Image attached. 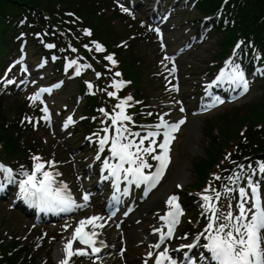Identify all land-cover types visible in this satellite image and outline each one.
Here are the masks:
<instances>
[{"label": "snow or ice", "instance_id": "6c2138e0", "mask_svg": "<svg viewBox=\"0 0 264 264\" xmlns=\"http://www.w3.org/2000/svg\"><path fill=\"white\" fill-rule=\"evenodd\" d=\"M86 34L91 35L90 32ZM48 47H53V45H48ZM96 49L97 51H104L103 47L99 44H96ZM106 59L110 60L113 64L116 63L112 56H108ZM166 59L171 58L166 57ZM76 63L77 61H72L68 66L71 67ZM83 67L91 66L85 65ZM76 74H80L79 67L77 68ZM116 75L119 76L120 73L117 72ZM225 78L232 83L238 84V86L242 85L244 91H247L248 84L242 72L236 69H233L231 73L222 72L218 77V81ZM14 82L15 81L12 80L7 81L9 84ZM122 86L123 82H115L112 85V87L116 89ZM91 87L92 85L89 84V88ZM208 87L210 88L211 85ZM47 91L50 90L41 89L39 93L30 97V99L35 102L40 99L41 93ZM108 95L115 96L116 93L110 92ZM131 99L132 97H128L126 100L116 105L117 108H120V112L111 117L113 125H117L118 122L120 124V126L115 127V136L111 140L110 149L112 156L118 158L119 163L113 165L105 160L104 169L109 170L110 176L115 179V193H120L121 191V173L124 174L123 180L127 181L129 184L135 183L137 186L140 184H147L149 190L155 187L170 163V144L172 140L175 139L173 133L177 132L180 125L185 123V121L181 119L177 123L169 124L161 117V123L156 125V128L166 129L163 133V142L158 145V147L162 149V152L157 155H152V159L158 161L159 166L155 173L145 174L144 169L151 168L152 165L143 158L142 154L151 155L156 152V137L160 136L161 133L159 131H149L144 136H140L138 132H130L123 124V121L131 120V117L124 113L125 105H127V102ZM219 102L223 103V101ZM43 111L47 112V107H45ZM101 111L103 112L104 110L101 109ZM181 111H184V109L181 108ZM105 115L108 114L105 113ZM45 119H48V117L46 116ZM72 123L73 120L69 117L65 127ZM108 131V128L104 129L105 133ZM125 133H127V135H125ZM130 136L140 137L139 143L129 139ZM145 140L149 141L148 147H143ZM106 143H108L107 136L99 140L101 151H103ZM33 159L36 161L34 170L31 173L23 172L22 175L25 176L26 179L19 181L20 195L24 199L33 203H38L50 210L56 209L62 212L72 211L85 206L84 204H76L71 194L67 192L68 186L65 184L57 185L53 173L45 170L46 164L51 167L54 166V162H41V158L38 156ZM97 159H99V156ZM125 164H128L129 167H125ZM259 170L261 173H264V164L260 165ZM0 171L7 174L9 182H13L14 177L12 169L6 168L4 165L0 164ZM104 178L108 179L109 177L106 176ZM239 178V175L235 176V180H239ZM216 179L219 180L220 177L217 176ZM228 179L231 181L233 177H229ZM249 187L251 189V195H249V192L245 188H239L240 201L236 205L238 214H234L232 211H228L225 214L220 211L218 207V201L221 196L220 192L217 191L215 193V200L210 195L202 196L206 211L211 213L209 216V224L205 229V232L208 233L207 239L209 242L202 245V247L210 253V256H205L202 253L200 257L204 264H209V261L214 262V264H264V198H262L258 183L250 182ZM234 190L235 189L225 188V192ZM124 194H127V192L125 191ZM89 198L90 194L85 193L83 195V200L85 202H87ZM113 199L118 200L119 197L114 195ZM166 203L170 210L165 216L161 217V220L165 221L167 231H165L164 228L155 229V231L159 233V242L152 245L154 249H161V246L165 245V242L173 237L174 229L179 223L180 216L183 214L177 196L169 197ZM229 208H231V205H229ZM103 219L102 216H92L79 221L77 227L64 243L63 251L65 256L60 260L59 264H70L72 258L78 256H88L89 258L97 256V259H99L98 254L101 252V247L96 246V237L98 235L96 229L104 227V224L100 223ZM67 227L71 226H66V229ZM201 235L204 234L202 233ZM77 242L85 247L74 248ZM198 244L199 237H197L196 243L182 245L180 248L173 249V251L179 252L184 248L191 250L197 247ZM101 245L106 247V245H103V242H101ZM148 255L151 257L153 254L150 252ZM166 262L167 264H178L177 259H174L173 256L170 255L168 248L164 247L156 254L155 264H166ZM145 264H147V261H145ZM181 264H197V261L185 252Z\"/></svg>", "mask_w": 264, "mask_h": 264}, {"label": "trees", "instance_id": "16d2710c", "mask_svg": "<svg viewBox=\"0 0 264 264\" xmlns=\"http://www.w3.org/2000/svg\"><path fill=\"white\" fill-rule=\"evenodd\" d=\"M219 2H213V0H207V2L201 4V11L204 14L213 13L214 10L219 5ZM35 5L34 0H0V11H4L5 9H9L11 5ZM206 5H208L206 7ZM82 12L85 9H81ZM237 18L240 22V29H236L230 32L231 40L227 41H220V46L229 45L231 44L236 38V32L240 31L244 36H252L254 37L256 43H259L261 46H264V0H244V2L237 5L236 10ZM104 18H99L97 24V36L102 38L108 45L116 43L120 40V36L117 32H115L107 21L102 20ZM9 19L3 18L0 16V45L3 43L2 40L4 39V33L7 30L6 22ZM228 35H225V39H227ZM1 50V47H0ZM130 59V58H128ZM127 74L132 79H135L136 83H140L142 80L140 79V63L137 65L136 62L131 59L129 61L128 67L126 66ZM221 119L224 122L230 121L232 119L237 120L239 124H241L244 120L248 122H260L264 123V92L260 95V97L253 103L247 104L245 108V114L240 115V113H235L231 117L229 114L223 115ZM210 127L208 131H211ZM264 134V129L261 132ZM11 138V137H10ZM7 136L4 137L3 133H0V140L6 141L7 140V147L16 151L15 144L11 141V139ZM264 143V140H263ZM213 156V157H212ZM217 158V152L212 153V151H207L206 159L197 157V162H192V166L201 174H204L206 170H208L213 162ZM14 260H10L9 264H14Z\"/></svg>", "mask_w": 264, "mask_h": 264}, {"label": "rangeland", "instance_id": "374dc122", "mask_svg": "<svg viewBox=\"0 0 264 264\" xmlns=\"http://www.w3.org/2000/svg\"><path fill=\"white\" fill-rule=\"evenodd\" d=\"M115 27H116V29H115L116 32L118 34H121L122 35L121 38L124 39L125 38L124 35L127 32L126 30H128V29L124 26L123 23H119L118 20L116 21ZM219 36H220L219 34L218 35L214 34L211 42H209L205 46L199 48L192 55L186 57L185 63H184V68L188 69L190 65L199 66L196 63L200 64V61L204 62V63L209 62L210 58H212V55L220 52L221 47L219 46V44L217 42L219 40ZM150 51L151 50L149 49V55H148V58L146 59V62H147V64L151 63L152 70H153V65L156 63V59H153L151 57L154 53L150 54ZM194 72L198 73L197 68L195 69ZM152 86L155 87V85H152ZM149 87H150V84H149ZM149 91L153 96L160 94V92L154 93L150 88H149ZM263 91H264V83L257 85V87L253 90V92L251 93V95L247 99L243 100L241 103H239L236 106H231V107L228 106V107L216 112L215 115H211L212 117H210V118L215 119L221 113H223L225 111L233 112L237 108H239L243 111L245 109V106H247V104H249V103L255 102L260 97V95L262 94ZM189 101H190V99H189ZM207 119H208V117L193 118L190 120L188 125L185 127L183 134H182V137H181V139L177 145V149H176V153H175V163H174L171 171L169 172L165 183L162 185L160 190H162V188H165V189H168V192L172 191L174 189L175 182H182L185 185H189L193 182L194 174H192L191 163H192L193 158L200 157L201 155L204 154V149L207 146L208 139L203 134V130H204L203 127H204ZM211 126H214V124L211 123ZM218 127L221 130L223 129V126L221 124H218ZM216 129L217 128H215L214 133L216 132ZM154 196H156V193H155V195H153V198H154ZM146 207H148V206H146ZM154 207L156 208L157 206L151 205L150 209H152ZM3 209H4V212H1L0 217H5V216L8 217L9 223H11V226H8V228H10V230L14 229L13 234L16 233L15 235H17V236L23 235V233H25V231H26L23 228V226H22V229H18V226L20 223V221H18V220H19L20 216L16 215L15 213L8 212L4 207H3ZM3 209L0 208V210H3ZM42 252L45 253V251H42ZM133 253H131V254H133ZM40 254H41V252L38 254L39 260H41V258H42V256ZM42 261L43 260H41L40 262H42Z\"/></svg>", "mask_w": 264, "mask_h": 264}, {"label": "bare ground", "instance_id": "6f19581e", "mask_svg": "<svg viewBox=\"0 0 264 264\" xmlns=\"http://www.w3.org/2000/svg\"><path fill=\"white\" fill-rule=\"evenodd\" d=\"M161 186H162V184H161ZM161 186H159L156 189V191L158 192V193L156 192V196H154V198L151 197L150 200L148 201V203H147L148 207L151 206V205L159 203L161 198H162V196H164V195H166L168 193V189L162 188V190H160ZM138 239H139L138 237H135V235H133V238H132L130 244L133 245Z\"/></svg>", "mask_w": 264, "mask_h": 264}]
</instances>
